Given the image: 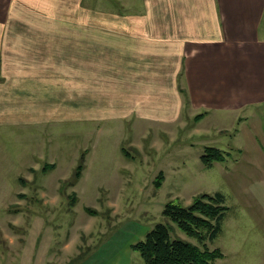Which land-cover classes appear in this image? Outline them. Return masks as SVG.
<instances>
[{"label":"rangeland","instance_id":"rangeland-1","mask_svg":"<svg viewBox=\"0 0 264 264\" xmlns=\"http://www.w3.org/2000/svg\"><path fill=\"white\" fill-rule=\"evenodd\" d=\"M83 6L85 17L52 23L108 25L105 14L118 3ZM108 78L103 73V88L86 96L75 90L69 119L0 129V264H145L130 246L159 223L221 254L214 264H264V187L254 184L262 188L255 192L243 182L251 169L239 174L240 158L251 163L257 155L233 144L239 119L226 128L225 113L175 103L162 109L165 97H117ZM212 150L224 159L208 167L202 156ZM217 192L228 211L213 242L188 236L163 215L170 202L188 207Z\"/></svg>","mask_w":264,"mask_h":264},{"label":"crops","instance_id":"crops-1","mask_svg":"<svg viewBox=\"0 0 264 264\" xmlns=\"http://www.w3.org/2000/svg\"><path fill=\"white\" fill-rule=\"evenodd\" d=\"M83 1L0 0V129L69 119L75 90L102 89L108 72L117 97L225 113L226 128L239 119L233 144L257 153L239 174L251 169L243 182L262 191L264 0H110L108 25L52 23L85 17Z\"/></svg>","mask_w":264,"mask_h":264},{"label":"trees","instance_id":"trees-1","mask_svg":"<svg viewBox=\"0 0 264 264\" xmlns=\"http://www.w3.org/2000/svg\"><path fill=\"white\" fill-rule=\"evenodd\" d=\"M223 159L224 154L218 150L208 151V154L202 156V161L208 167ZM83 168L84 158L80 160L76 177ZM225 203L226 196L217 192L214 195H205L204 199L195 200L188 207L170 202L166 205L163 215L188 236L197 237L201 243H208L217 239L223 231L228 211ZM130 247L140 253L145 264H214L217 256L221 255L207 247L201 249L175 237L171 225L164 223L157 224L146 233L144 239Z\"/></svg>","mask_w":264,"mask_h":264}]
</instances>
